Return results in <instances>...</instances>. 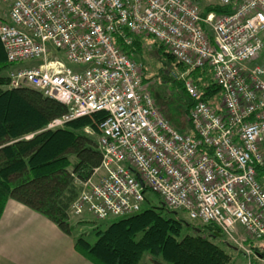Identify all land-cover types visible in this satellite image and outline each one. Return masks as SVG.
Returning a JSON list of instances; mask_svg holds the SVG:
<instances>
[{
	"label": "built area",
	"instance_id": "1",
	"mask_svg": "<svg viewBox=\"0 0 264 264\" xmlns=\"http://www.w3.org/2000/svg\"><path fill=\"white\" fill-rule=\"evenodd\" d=\"M7 1L0 17L6 60L36 61L11 68L7 88H32L65 105L47 130L104 114L96 135L101 164L78 181L70 214L128 217L146 208L151 192L264 264V248L244 246L264 241V0ZM205 2L230 12L204 13ZM141 37L186 68L174 75L189 100L186 133L158 111L141 61L117 42L130 47ZM203 67L219 89L209 100L188 76Z\"/></svg>",
	"mask_w": 264,
	"mask_h": 264
},
{
	"label": "trees",
	"instance_id": "2",
	"mask_svg": "<svg viewBox=\"0 0 264 264\" xmlns=\"http://www.w3.org/2000/svg\"><path fill=\"white\" fill-rule=\"evenodd\" d=\"M211 11L228 13L230 8L205 6L204 13ZM117 42L127 53L141 49L139 38H134L130 47ZM155 47L178 72L186 71L163 45L156 41ZM11 66L0 42V217L12 199L71 235L75 231L69 222L71 205L82 190L78 181L88 180L102 161L96 138L82 129L89 127L97 135V123L104 114L95 113L54 130L45 129L50 121L66 113L65 105L32 88H7L4 73L8 74ZM188 76L203 99L209 100L219 92L208 68L192 70ZM162 77L170 80L168 75ZM179 86L184 92L180 82ZM95 234L92 243L83 234L75 238L76 250L93 264H140L146 254L156 263L167 264L229 261L227 253L213 241L219 239L229 245L218 227H198L162 206L161 201L131 216L112 219Z\"/></svg>",
	"mask_w": 264,
	"mask_h": 264
},
{
	"label": "rangeland",
	"instance_id": "3",
	"mask_svg": "<svg viewBox=\"0 0 264 264\" xmlns=\"http://www.w3.org/2000/svg\"><path fill=\"white\" fill-rule=\"evenodd\" d=\"M7 2H8L7 0H0V11L7 10V5H8ZM205 3L206 4L203 5L208 6L209 3L208 2ZM139 41L141 44V49L140 50L138 49L137 53L135 52L136 53L135 58L141 61L144 67V76L146 82L148 83L149 91L152 95V99L154 101L156 108L168 121V123L174 130L181 133L188 132L189 123L186 119V111H187L186 108L189 100L182 91V88L179 86V80L175 79L174 75L179 74V72L173 67L170 61H168L164 56L161 55L159 51H157L155 47V43H156L155 39L151 37H141L139 38ZM130 49H133L134 51L133 47ZM61 58L65 61L62 55ZM258 62L259 63L262 62V64H264V49L261 51L258 57ZM33 64H36V61H29L19 65H12L10 68H17L18 66L19 67L31 66ZM163 74L165 76L168 75V78L170 80H164L162 77ZM4 75H7V72H5ZM85 128L82 129L83 132H85ZM90 130L92 129L90 128ZM88 135H91L92 137L96 138L95 134H88ZM31 136L32 135L27 136L26 138L29 139ZM159 204H160V199L157 195L151 192L147 193V205H145L146 208L150 206H157ZM178 215L181 218L190 221L189 218L182 212H178ZM83 218L84 219L78 216L71 215L69 218V222L75 228L74 234L77 235L83 234L85 238L89 240L91 243L94 242L96 239L95 233L99 230H104L107 227V225L112 221V220L97 221L93 219V217L89 214H84ZM192 223H194L198 227L201 226L200 223L197 222H192ZM239 236L244 237L242 232L239 234ZM213 241L216 244H218L227 253L229 257L228 264H232L235 257H237L236 255L243 258L241 256V253L242 254L247 253L245 250L240 249L237 246V243H235L234 241L229 240L228 244L235 248L238 247L237 249L239 252L237 254H233V252L230 249H228L227 245L222 240L217 239ZM260 243L255 244L254 242H250L248 240L244 244V246L249 247L248 249L252 252L253 251L259 252V247L264 248V241ZM247 254H251V252H248ZM248 260L250 264L257 263L252 256L248 257ZM142 261H145L149 264L154 263L151 262L153 260L147 254L143 256ZM154 264L157 263L155 262ZM162 264H167V263H162Z\"/></svg>",
	"mask_w": 264,
	"mask_h": 264
},
{
	"label": "crops",
	"instance_id": "4",
	"mask_svg": "<svg viewBox=\"0 0 264 264\" xmlns=\"http://www.w3.org/2000/svg\"><path fill=\"white\" fill-rule=\"evenodd\" d=\"M8 11L9 3L0 17H6ZM261 149L264 155V144ZM76 235L65 234L46 217L9 199L0 217V264H93L76 250ZM227 247L233 254L239 252ZM236 256L232 264H250L244 254L243 258Z\"/></svg>",
	"mask_w": 264,
	"mask_h": 264
},
{
	"label": "water",
	"instance_id": "5",
	"mask_svg": "<svg viewBox=\"0 0 264 264\" xmlns=\"http://www.w3.org/2000/svg\"><path fill=\"white\" fill-rule=\"evenodd\" d=\"M162 206H164V205L162 204ZM174 214H176V212H174ZM197 231H199V229H197Z\"/></svg>",
	"mask_w": 264,
	"mask_h": 264
}]
</instances>
